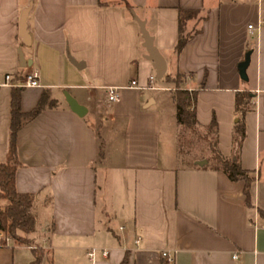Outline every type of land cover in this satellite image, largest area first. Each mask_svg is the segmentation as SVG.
I'll return each instance as SVG.
<instances>
[{
	"label": "crops",
	"instance_id": "1",
	"mask_svg": "<svg viewBox=\"0 0 264 264\" xmlns=\"http://www.w3.org/2000/svg\"><path fill=\"white\" fill-rule=\"evenodd\" d=\"M180 9L197 15L185 21L188 40L176 55ZM260 19L264 0H0V164L12 90L23 112L47 97L17 134L15 187L35 195L32 243L5 241L0 230V264H30L34 246L45 251L42 264H167L162 251L172 264H264V24L248 29ZM141 27L164 75L181 74L182 88L195 92L196 126L208 131L214 120L215 149L251 172L253 207L242 180L211 162L180 164L174 87L156 77ZM32 71L40 87L3 85L5 74ZM131 80L146 87L129 88ZM108 87L119 88L118 101L108 100ZM63 91L86 108L83 116ZM238 93L248 94L244 112L235 109ZM236 119L245 132L239 144Z\"/></svg>",
	"mask_w": 264,
	"mask_h": 264
},
{
	"label": "trees",
	"instance_id": "2",
	"mask_svg": "<svg viewBox=\"0 0 264 264\" xmlns=\"http://www.w3.org/2000/svg\"><path fill=\"white\" fill-rule=\"evenodd\" d=\"M197 11L182 10L178 12V28L179 36L174 47V52L178 55L188 36L182 35L184 23L186 20L196 17ZM183 76L176 73L173 76L165 74L163 80L173 84V100L176 105V120L179 125L185 129H194L196 126V118L193 107L195 100V92H189L182 88ZM47 97L44 95L38 102L37 106L30 112H23L20 107V96L17 89H13L10 96V123H9V147L6 162L0 164V230L10 236L14 241L30 245L32 240L27 237L34 231L36 225V215L33 211L35 195L31 193H20L15 187V173L20 165L18 161L17 134L20 128L36 117L44 108ZM248 99V94L238 93L235 97L236 111L244 112L247 109L244 101ZM192 107V108H191ZM208 132L213 135L214 159L208 157L196 158V161L205 160L206 167L210 162L216 161L217 164L211 166L217 170H221L232 181L242 180L244 182L243 193L245 196V204L247 207H253L251 189L254 183V177L251 172L243 170L240 167L237 156L226 158L215 149L216 122L212 120ZM235 141L239 144L244 138V125L240 120L236 119L234 125ZM197 167L199 165L196 164ZM264 216V211H259ZM34 260L30 264H42L45 251L40 246L32 247ZM124 259L122 264H126ZM47 264H52L51 262Z\"/></svg>",
	"mask_w": 264,
	"mask_h": 264
},
{
	"label": "rangeland",
	"instance_id": "3",
	"mask_svg": "<svg viewBox=\"0 0 264 264\" xmlns=\"http://www.w3.org/2000/svg\"><path fill=\"white\" fill-rule=\"evenodd\" d=\"M192 108V107H191ZM213 135L211 132L194 127V129H185L180 125V128L176 137L178 158L180 164L186 165L193 162L196 158L208 157L214 159L213 150ZM212 165L217 164L214 160ZM98 200L101 199L102 192V173L98 171ZM120 224L119 221H114L113 225L117 227ZM32 243V242H31Z\"/></svg>",
	"mask_w": 264,
	"mask_h": 264
},
{
	"label": "built area",
	"instance_id": "4",
	"mask_svg": "<svg viewBox=\"0 0 264 264\" xmlns=\"http://www.w3.org/2000/svg\"><path fill=\"white\" fill-rule=\"evenodd\" d=\"M264 24V20L260 19L256 26L253 27L252 25H248V29H255L257 32L260 31L262 25ZM155 81L154 77H150L148 88H155L153 83ZM3 85L11 86V87H17V88H28V87H40V77L37 71H32L31 73L26 74L25 76L21 78H15L12 74H5L4 76V82ZM129 88H135V89H143L146 86L139 85L136 80H131L128 84ZM118 89L116 87H108L107 90V98L110 102H116L118 101ZM264 228V225L262 226ZM5 241L11 240V237L6 235ZM138 239L135 240V243L138 244ZM97 254V250L92 248L87 252L88 257L90 258L91 262L93 263L95 261V257ZM102 256H107L108 251L107 250H101ZM161 256L165 259L167 264H172L174 262V258L172 255H170L167 251H162ZM233 259L237 258V254H234L232 256Z\"/></svg>",
	"mask_w": 264,
	"mask_h": 264
},
{
	"label": "water",
	"instance_id": "5",
	"mask_svg": "<svg viewBox=\"0 0 264 264\" xmlns=\"http://www.w3.org/2000/svg\"><path fill=\"white\" fill-rule=\"evenodd\" d=\"M24 17L21 20V30L24 31ZM142 35L144 38V45L148 52V58L155 63L156 68V77L158 79H161L165 73L166 65L165 61L162 58V56L159 54V52L156 50V48L153 46L152 38L149 36V34L146 32L144 27H141ZM22 59V57H21ZM250 61V52H247L244 56V60L239 63L238 70L240 78L243 80H247L246 75V68ZM63 95L65 98L66 103L68 104L69 108L76 113L78 116H83L86 113V108L79 104L67 91H63ZM196 164L199 166H202L206 164L205 160L196 161Z\"/></svg>",
	"mask_w": 264,
	"mask_h": 264
}]
</instances>
